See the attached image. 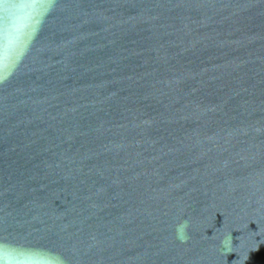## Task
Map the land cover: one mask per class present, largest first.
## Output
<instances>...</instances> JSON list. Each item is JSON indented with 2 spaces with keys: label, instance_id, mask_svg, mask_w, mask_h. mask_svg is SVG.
I'll list each match as a JSON object with an SVG mask.
<instances>
[{
  "label": "water",
  "instance_id": "water-1",
  "mask_svg": "<svg viewBox=\"0 0 264 264\" xmlns=\"http://www.w3.org/2000/svg\"><path fill=\"white\" fill-rule=\"evenodd\" d=\"M0 264H264V0H0Z\"/></svg>",
  "mask_w": 264,
  "mask_h": 264
},
{
  "label": "clouds",
  "instance_id": "clouds-1",
  "mask_svg": "<svg viewBox=\"0 0 264 264\" xmlns=\"http://www.w3.org/2000/svg\"><path fill=\"white\" fill-rule=\"evenodd\" d=\"M185 227H186V225H184ZM181 230V226H178V231H180Z\"/></svg>",
  "mask_w": 264,
  "mask_h": 264
}]
</instances>
